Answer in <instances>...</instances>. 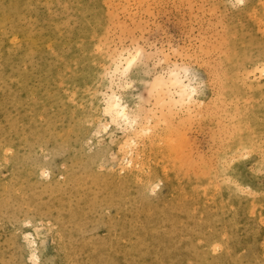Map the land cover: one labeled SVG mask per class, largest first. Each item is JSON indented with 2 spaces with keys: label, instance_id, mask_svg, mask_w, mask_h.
I'll return each instance as SVG.
<instances>
[{
  "label": "rangeland",
  "instance_id": "obj_1",
  "mask_svg": "<svg viewBox=\"0 0 264 264\" xmlns=\"http://www.w3.org/2000/svg\"><path fill=\"white\" fill-rule=\"evenodd\" d=\"M0 193V264H264V0H0Z\"/></svg>",
  "mask_w": 264,
  "mask_h": 264
},
{
  "label": "bare ground",
  "instance_id": "obj_2",
  "mask_svg": "<svg viewBox=\"0 0 264 264\" xmlns=\"http://www.w3.org/2000/svg\"><path fill=\"white\" fill-rule=\"evenodd\" d=\"M15 40H17V39H15ZM12 41V40H11ZM253 41V40H252ZM18 43V42H17ZM132 56V55H131ZM130 55H127V56H124L123 58H120V62L122 61V64H123V66H126V62H127V60L128 59H130V57H131ZM247 61H249V60H247ZM119 62V63H120ZM117 66H118V63H117ZM122 66V65H121ZM114 67V66H113ZM119 67V66H118ZM172 73H175V75H173ZM188 76H190V75H188ZM187 76V77H188ZM156 77H161L162 78V83H160L159 84V86L156 88V90L157 91H159V93L161 94V92H163V91H165V92H167V94H168V101H171L170 103H175V104H177V103H184L185 101H187V102H189L191 99H189V97L191 96V98H192V95H193V93H191L189 90L190 89H192V88H195L194 87V85L192 84V83H190V82H188V83H185V81L181 78V76L178 74V73H176V72H173V71H170L169 73H168V76L167 77H164V76H162V75H158V76H156ZM156 77H155V79H156ZM156 90H155V92H156ZM164 93V92H163ZM173 94H175L176 96L175 97H173ZM115 96V95H114ZM226 100V99H225ZM159 101V100H158ZM160 101H162V99H160ZM168 101H166V102H168ZM163 102H165V99L163 100ZM108 103V102H107ZM106 103V104H107ZM112 104H115V100H113V102H111ZM186 103V102H185ZM173 105V104H172ZM106 107H108L110 110H109V114H110V119H113V121L115 120H117V119H120L121 118V116L114 110V109H112L111 107H110V105H109V103H108V105L106 106ZM121 111H123L124 112V114L125 115H127V112H125V110H124V107L123 106H121ZM108 114V115H109ZM122 119V118H121ZM135 119V118H134ZM123 121V120H122ZM129 121H131V120H129ZM123 122H125V121H123ZM126 123V122H125ZM130 125H131V123H130ZM133 125L134 124H132L131 126L133 127ZM136 126V125H135ZM135 128V127H134ZM130 129H132V128H130ZM51 130V129H50ZM142 130L143 131H145L146 129H142L141 128V132H142ZM134 131H135V134L134 135H136V133H138L139 132V130L138 129H134ZM52 133V132H51ZM140 134V133H139ZM137 136H138V134H137ZM136 136V137H137ZM150 138L151 137H149V142H150ZM48 139H49V137H48ZM47 139V140H48ZM55 139V138H54ZM58 144V143H57ZM147 161V160H146ZM227 180V179H226ZM126 183V182H125ZM125 185V184H124ZM12 186V185H11ZM17 188V187H16ZM85 188V187H84ZM117 188V187H116ZM218 188V187H217ZM13 190V189H12ZM11 191V190H10ZM0 194H2V193H0ZM10 194V193H9ZM114 196V195H113ZM37 197V196H36ZM6 198V197H5ZM115 199H116V197H115ZM115 199H113V200H115ZM191 199V198H190ZM10 200V199H9ZM38 202V201H37ZM114 203V202H113ZM118 203V202H117ZM182 203V202H181ZM28 204V203H27ZM116 204V203H115ZM171 204V203H170ZM26 205V204H25ZM166 205V204H165ZM36 207V206H35ZM168 207H170V206H168ZM175 207V206H174ZM182 207V206H181ZM49 208V207H48ZM73 208V207H72ZM176 208V207H175ZM180 208V207H179ZM184 208V207H183ZM83 209V208H82ZM159 209V208H158ZM167 209V208H166ZM177 209V208H176ZM182 209V208H181ZM32 210V209H31ZM42 210V209H41ZM40 210V211H41ZM172 210V209H171ZM48 211V210H47ZM156 211V210H155ZM161 211V210H160ZM15 212V211H14ZM38 212V211H37ZM175 212V211H174ZM173 212V213H174ZM180 212V211H179ZM48 213V212H47ZM139 214V213H138ZM31 215V214H30ZM145 215V214H144ZM188 215V214H187ZM32 216V215H31ZM19 217V216H18ZM145 217H146V215H145ZM154 217V216H153ZM33 218V217H32ZM137 218V217H136ZM195 218V217H194ZM13 219V218H12ZM164 219H166V218H164ZM175 219H173V221H174ZM181 221H182V218H181ZM178 222V221H177ZM183 222V221H182ZM210 224V223H209ZM140 225V224H139ZM152 225V224H151ZM179 225V224H178ZM142 226V225H141ZM171 226H172V224H171ZM136 227V226H135ZM156 227V226H155ZM159 227V226H158ZM197 227V226H196ZM175 228V227H174ZM135 229V228H134ZM150 229H151V227H150ZM201 229V228H200ZM142 230V229H141ZM191 230V229H190ZM194 230V229H193ZM125 231V230H124ZM130 231V230H129ZM140 231V230H139ZM143 231V230H142ZM166 231V230H165ZM207 232V231H206ZM125 233V232H124ZM129 233V232H128ZM169 233V232H168ZM209 233V232H208ZM134 234H136V233H134ZM151 234V233H150ZM176 234V233H175ZM210 234V233H209ZM168 235V234H167ZM181 235V234H180ZM146 236V235H145ZM190 236V235H189ZM189 236H188V238H189ZM62 240V239H61ZM190 240V239H189ZM82 241V239L80 240V242ZM91 242V241H90ZM181 242H182V240H181ZM209 242V241H208ZM76 243V242H75ZM190 243H191V241H190ZM136 244V243H135ZM134 244V245H135ZM173 244V243H172ZM175 244V243H174ZM134 245H132V246H134ZM137 245V244H136ZM169 245V244H168ZM171 245V244H170ZM186 245V244H185ZM193 245V244H192ZM64 246V245H63ZM147 246V245H146ZM187 246V245H186ZM144 247V246H143ZM76 248V247H75ZM79 249V248H78ZM98 249V248H97ZM128 249V248H127ZM136 250V249H135ZM198 250H200V249H198ZM69 251V250H68ZM147 251V250H146ZM162 251H163V249H162ZM171 251V250H170ZM129 252V251H128ZM136 252V251H135ZM167 252V251H166ZM178 252V251H177ZM193 252H194V249H193ZM145 253V252H144ZM157 253V252H156ZM192 253V252H191ZM101 254V253H100ZM109 254V253H108ZM169 254V253H168ZM167 254V255H168ZM197 254H199L198 252H197ZM196 254V255H197ZM146 255V254H145ZM144 255V256H145ZM154 255H156V254H154ZM69 256V255H68ZM131 257V256H130ZM156 257V256H155ZM176 257H178V256H176ZM132 258V257H131ZM126 259V258H125ZM197 259V258H196ZM90 260V259H89ZM94 260V259H93ZM92 260V261H93ZM114 260V259H113ZM171 260V259H170ZM126 262H127V260H125ZM152 261V260H151ZM172 261V260H171ZM68 262V261H67ZM82 262V261H81ZM193 262V261H192ZM76 263H77V261H76ZM90 263V262H89ZM92 263V262H91ZM96 263V262H95ZM161 263V262H160ZM163 263V262H162ZM172 263V262H171ZM71 264V263H70ZM82 264V263H81ZM130 264V263H129ZM146 264V263H145ZM173 264V263H172Z\"/></svg>",
  "mask_w": 264,
  "mask_h": 264
},
{
  "label": "snow or ice",
  "instance_id": "obj_3",
  "mask_svg": "<svg viewBox=\"0 0 264 264\" xmlns=\"http://www.w3.org/2000/svg\"><path fill=\"white\" fill-rule=\"evenodd\" d=\"M236 3L237 4L242 3V0H236ZM140 57H141V53L140 52H136L135 55H132L130 57V59L127 60L126 66L123 67V71L119 72V75L124 80H129L134 74L137 75V76L147 75L148 76V83L145 84V87L149 89V96L151 97L153 95L154 90L159 86L160 83H162V78L161 77H156L155 80H152V78H151L152 74H142V73H140V71H139V65L141 63ZM183 71H184L185 77H187V75H188L187 70L185 69ZM172 74L175 75V73H172ZM113 75H115V73ZM140 82L144 83V80L141 79ZM125 87L129 88V89L132 88V83H126ZM189 91L194 94L196 89L192 88ZM189 99H191V96L189 97ZM112 100H115V104L111 103ZM108 103H109L110 107L112 109H114L126 123H131V124H135L136 123L135 120L129 121V117L127 115H125L123 111H121V103L122 102L120 100V97L113 96V97L109 98ZM109 110L110 109L108 107L105 108V112L106 113H108Z\"/></svg>",
  "mask_w": 264,
  "mask_h": 264
}]
</instances>
